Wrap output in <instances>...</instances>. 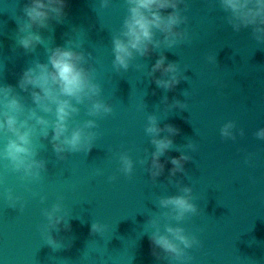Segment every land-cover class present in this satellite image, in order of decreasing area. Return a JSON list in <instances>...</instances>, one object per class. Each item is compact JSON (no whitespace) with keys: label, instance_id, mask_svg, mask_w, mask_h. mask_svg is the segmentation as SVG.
<instances>
[{"label":"water","instance_id":"water-1","mask_svg":"<svg viewBox=\"0 0 264 264\" xmlns=\"http://www.w3.org/2000/svg\"><path fill=\"white\" fill-rule=\"evenodd\" d=\"M25 3L0 0V83L15 86L33 61H46V48L71 41L80 44L78 51L91 54L95 80L114 111L97 118L98 136L87 154L69 153L59 160L51 130L48 139L39 138L37 158L47 161L39 180L22 179L0 161V264H167L152 256L147 222L158 211L157 197L176 193V181L192 187L200 212L182 225L201 242L188 250L190 264H264V140L255 136L264 127V45L252 38L251 27L233 31L215 0H187V23L181 27L188 39L138 57L134 64L142 66L139 70L130 66L116 72L111 42L126 14L123 0H113L107 9L100 8L99 0H69L63 22L51 21L50 29L40 30L44 43L32 53L16 42ZM160 51L184 77L171 91L147 75ZM16 91L31 104L27 93ZM177 100L185 107H169ZM80 107L76 119H88ZM150 114L161 126L180 129L173 150L161 160L179 155L176 149L191 156L185 174H177L172 183L171 164L153 183L138 163L146 149L149 154L153 150L144 134ZM229 121L235 125V140L220 135ZM189 143L196 145L194 151ZM118 153L134 161L130 176L119 171ZM7 189L22 198V210L9 207ZM58 197L71 227L52 233L61 241L53 249L40 227L46 223L43 210ZM95 222L105 224L106 231L92 233Z\"/></svg>","mask_w":264,"mask_h":264},{"label":"clouds","instance_id":"clouds-1","mask_svg":"<svg viewBox=\"0 0 264 264\" xmlns=\"http://www.w3.org/2000/svg\"><path fill=\"white\" fill-rule=\"evenodd\" d=\"M227 14V22L232 30L239 32L243 28L252 29V38L258 45H264V0H215ZM69 0H26L23 16L16 36L17 45L26 53L35 52L38 45L44 43L42 29H50L51 21L62 23L66 16ZM113 0H99L101 9L111 7ZM126 14L118 31L112 34V67L116 72H127L138 57H148L157 50L172 49L188 39L187 23L183 14L187 9V0H123ZM183 5V7H182ZM171 11H167V10ZM159 34V35H158ZM80 44L71 41L65 46L46 48L45 62L35 60L19 75L15 86L0 83V161H7V166L22 179L39 180L46 170L47 161L38 159L36 141L48 139L59 160L66 154L84 153L92 150L98 133L97 118L111 115L113 105L102 96V87L95 80V67L90 53L80 49ZM208 60L214 62V56ZM159 73V76L156 74ZM147 75L165 91L173 90L183 77L177 63L168 62L163 51L152 64ZM30 96L31 104L16 89ZM167 97L164 100L167 101ZM89 117L83 121L76 118L81 107ZM169 107H185L175 101ZM235 125L229 121L220 129V135L235 140ZM180 129L172 124L161 126L154 114L146 116L144 134L149 139L153 150L138 163L144 166L153 183L165 172L167 164L169 183L177 174H185V164L191 156L176 149L180 154L161 157L171 152L174 137ZM243 135V131L240 133ZM258 140H264V127L255 132ZM192 151L196 145L187 146ZM119 171L126 176L133 172L134 161L127 153H118ZM2 183V181H0ZM176 193L158 196L155 205L157 212L147 222L152 256L158 262L167 264H190L192 257L188 250L201 246L199 239L186 232L182 226L190 215L199 214L193 202V189L176 181ZM9 207L24 203L20 196L7 189L4 193ZM43 199V197H41ZM57 198L50 208L43 210L46 223L40 227L44 241L53 249L61 246L52 233L61 227L70 230L68 212ZM107 226L100 222L92 223V233H104Z\"/></svg>","mask_w":264,"mask_h":264}]
</instances>
